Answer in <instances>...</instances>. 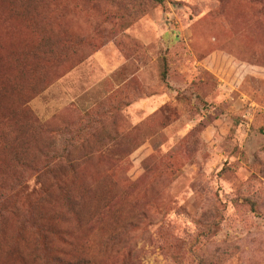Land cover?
<instances>
[{
    "label": "rangeland",
    "instance_id": "obj_1",
    "mask_svg": "<svg viewBox=\"0 0 264 264\" xmlns=\"http://www.w3.org/2000/svg\"><path fill=\"white\" fill-rule=\"evenodd\" d=\"M0 264H264V0H0Z\"/></svg>",
    "mask_w": 264,
    "mask_h": 264
},
{
    "label": "crops",
    "instance_id": "obj_2",
    "mask_svg": "<svg viewBox=\"0 0 264 264\" xmlns=\"http://www.w3.org/2000/svg\"><path fill=\"white\" fill-rule=\"evenodd\" d=\"M107 67H109V65L105 62V60H103V62L101 64V68H102V70H103L104 73H107V71H106L107 70Z\"/></svg>",
    "mask_w": 264,
    "mask_h": 264
},
{
    "label": "trees",
    "instance_id": "obj_3",
    "mask_svg": "<svg viewBox=\"0 0 264 264\" xmlns=\"http://www.w3.org/2000/svg\"><path fill=\"white\" fill-rule=\"evenodd\" d=\"M150 2L154 3V4H162L163 0H149Z\"/></svg>",
    "mask_w": 264,
    "mask_h": 264
}]
</instances>
